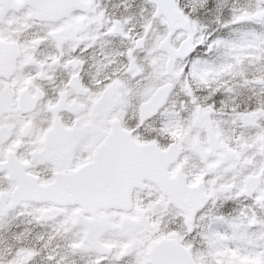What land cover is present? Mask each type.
Here are the masks:
<instances>
[{
    "label": "snow or ice",
    "instance_id": "1",
    "mask_svg": "<svg viewBox=\"0 0 264 264\" xmlns=\"http://www.w3.org/2000/svg\"><path fill=\"white\" fill-rule=\"evenodd\" d=\"M0 264H264V0H0Z\"/></svg>",
    "mask_w": 264,
    "mask_h": 264
}]
</instances>
